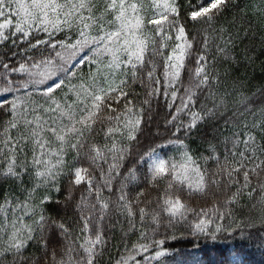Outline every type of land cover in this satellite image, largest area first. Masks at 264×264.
Listing matches in <instances>:
<instances>
[{"label": "snow or ice", "instance_id": "snow-or-ice-1", "mask_svg": "<svg viewBox=\"0 0 264 264\" xmlns=\"http://www.w3.org/2000/svg\"><path fill=\"white\" fill-rule=\"evenodd\" d=\"M250 9L264 0H0V180L19 189L0 203V258L103 264L112 217L128 225L115 264H213L174 253L184 236L264 248V86L229 85Z\"/></svg>", "mask_w": 264, "mask_h": 264}, {"label": "trees", "instance_id": "trees-1", "mask_svg": "<svg viewBox=\"0 0 264 264\" xmlns=\"http://www.w3.org/2000/svg\"><path fill=\"white\" fill-rule=\"evenodd\" d=\"M201 0H194V3H200ZM262 0H242V3L245 5L259 4ZM184 4L188 3V0H183ZM231 19V16L228 17ZM245 23L251 24V28L247 33L246 38L241 41L236 42V46L232 53L231 57V67L229 68V85L232 83L238 82L237 87L240 88L244 93L251 94L259 89L261 86H264V17L257 15L251 9L249 10V15L245 17ZM198 27V26H197ZM196 29H191V31L195 32ZM241 36H244V33L241 32ZM9 46L11 44L9 42ZM2 47H0V51H4ZM15 50V49H14ZM215 54V45L211 46V51L209 52V61H211L212 56ZM11 60H18L19 57H11ZM2 59V57H0ZM85 71H87V67H85ZM162 67L160 69V74L162 75ZM194 71V65H193ZM185 82L187 81V75L184 76ZM10 98V97H9ZM160 123H163L162 116L158 118ZM231 128V125L228 126ZM221 131H224L227 135L228 132L225 129L223 122H221ZM153 132H155V128H153ZM203 134V129H201L200 133H193L191 139L194 141L193 148H196L200 143V135ZM259 142V138H258ZM30 158L31 152L28 153ZM25 184L28 183V178L25 177ZM255 184V181H253ZM17 195L19 194V189L16 185L11 182L0 180V203L3 202V198L7 194ZM134 195V193H133ZM79 198V193H77V199ZM62 199V196L55 191L52 192V205L53 207L48 210L49 215H54L56 212L55 203L57 200ZM196 203H199L197 201ZM255 201H249L245 199L241 207L244 212L247 214L250 209H252V204ZM3 217V212L0 211V219ZM121 221L123 217L119 218ZM127 222L120 223L117 222L116 217H112L111 220L105 221V228L107 230V248L103 254V264H115L116 259L119 258V255L123 252V245L127 241H122L121 237L125 236V230L127 229ZM249 231H252L249 229ZM130 234V233H129ZM177 236L180 237V233L177 232ZM258 237H264V231L257 233ZM229 236L227 233L222 234L221 238L215 242L206 241L204 239L193 240L191 237L184 236L183 238H179L176 241H169V246L173 250L174 253H192L197 258H204L203 252L200 249H209L208 258L216 264V261L222 260L223 256L218 255V252H223L225 255L231 252L234 248H241L243 252V256L241 259L246 262V264H264V248H261L259 241L254 240L249 242L248 240H242L240 238L239 232ZM136 237H132L134 241ZM39 255L35 248H29L25 253V257H35ZM18 259V258H17ZM171 262L175 261H187L191 262L192 257H180L173 255L169 258ZM13 257L11 255L0 258V264H12Z\"/></svg>", "mask_w": 264, "mask_h": 264}, {"label": "rangeland", "instance_id": "rangeland-1", "mask_svg": "<svg viewBox=\"0 0 264 264\" xmlns=\"http://www.w3.org/2000/svg\"><path fill=\"white\" fill-rule=\"evenodd\" d=\"M174 264V263H173Z\"/></svg>", "mask_w": 264, "mask_h": 264}]
</instances>
